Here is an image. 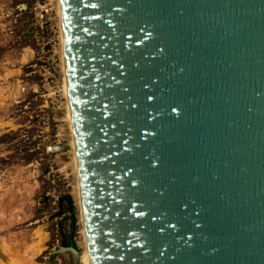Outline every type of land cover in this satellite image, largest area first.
I'll return each mask as SVG.
<instances>
[{
    "label": "water",
    "instance_id": "95a60500",
    "mask_svg": "<svg viewBox=\"0 0 264 264\" xmlns=\"http://www.w3.org/2000/svg\"><path fill=\"white\" fill-rule=\"evenodd\" d=\"M60 7L90 256L72 215L52 254L264 264V0Z\"/></svg>",
    "mask_w": 264,
    "mask_h": 264
},
{
    "label": "rangeland",
    "instance_id": "374dc122",
    "mask_svg": "<svg viewBox=\"0 0 264 264\" xmlns=\"http://www.w3.org/2000/svg\"><path fill=\"white\" fill-rule=\"evenodd\" d=\"M58 13L57 0H0V264H74L52 254L71 215L82 250Z\"/></svg>",
    "mask_w": 264,
    "mask_h": 264
},
{
    "label": "bare ground",
    "instance_id": "6f19581e",
    "mask_svg": "<svg viewBox=\"0 0 264 264\" xmlns=\"http://www.w3.org/2000/svg\"><path fill=\"white\" fill-rule=\"evenodd\" d=\"M57 5H58V11H59V20L61 23V56H62V72H63V91L65 93V96L67 98V113L66 117L67 120L69 121L70 124V129H71V145H72V158H73V166H74V171H75V200L76 204L78 205L79 211H80V221L82 224V241H80L79 244H81L82 250H80V253L83 255V258L86 260L90 256V252L88 249L87 245V236H86V230L84 226V215H83V209H82V198H81V187L80 185V179H79V164H78V157H77V150H76V143H75V138L74 137V132H73V122H72V111L70 108V103H69V95H68V81H67V76H66V64H65V55H64V38H63V33H62V19H61V7H60V0H57ZM41 243V242H40ZM37 246V245H36ZM39 246V245H38ZM24 257V256H23ZM26 258V257H25ZM27 259V258H26ZM79 264H83L82 261H79Z\"/></svg>",
    "mask_w": 264,
    "mask_h": 264
},
{
    "label": "snow or ice",
    "instance_id": "6c2138e0",
    "mask_svg": "<svg viewBox=\"0 0 264 264\" xmlns=\"http://www.w3.org/2000/svg\"><path fill=\"white\" fill-rule=\"evenodd\" d=\"M149 99H151V97H149Z\"/></svg>",
    "mask_w": 264,
    "mask_h": 264
},
{
    "label": "trees",
    "instance_id": "16d2710c",
    "mask_svg": "<svg viewBox=\"0 0 264 264\" xmlns=\"http://www.w3.org/2000/svg\"><path fill=\"white\" fill-rule=\"evenodd\" d=\"M66 245V244H65Z\"/></svg>",
    "mask_w": 264,
    "mask_h": 264
}]
</instances>
